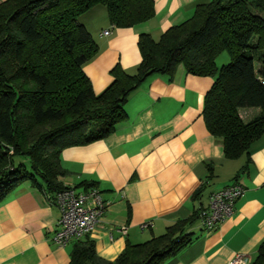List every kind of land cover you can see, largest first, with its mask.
Returning <instances> with one entry per match:
<instances>
[{
	"label": "trees",
	"instance_id": "1",
	"mask_svg": "<svg viewBox=\"0 0 264 264\" xmlns=\"http://www.w3.org/2000/svg\"><path fill=\"white\" fill-rule=\"evenodd\" d=\"M103 5L114 27H131L154 15L153 0H5L0 3V202L20 184L39 178L53 200L67 185L60 164L62 149L85 145L111 134L126 118L123 105L152 74L210 76L202 118L208 132L221 139L227 159L247 156L251 143L264 134V0H210L198 4L186 20L155 40L138 36L141 60L134 73L119 64L99 94L82 67L98 45L79 21ZM222 52L229 62L217 66ZM241 108H258L244 121ZM29 159L30 171L14 158ZM238 174L234 177L237 179ZM76 187L89 189L83 180ZM75 187V188H76ZM202 189L194 193L199 198ZM199 209L140 243H126L113 261L96 254L86 235L73 241L68 264H163L193 240L189 228ZM249 264H264V240Z\"/></svg>",
	"mask_w": 264,
	"mask_h": 264
},
{
	"label": "crops",
	"instance_id": "2",
	"mask_svg": "<svg viewBox=\"0 0 264 264\" xmlns=\"http://www.w3.org/2000/svg\"><path fill=\"white\" fill-rule=\"evenodd\" d=\"M153 1V17L131 27L112 26L106 10L97 5L79 16L98 45L82 67L95 94L110 84L116 64L127 73L136 71L139 33L157 40L210 0ZM105 29H110L108 35L102 34ZM213 79L187 73L182 65L171 76L152 74L129 95L123 105L126 118L111 134L62 149L64 185L92 181L106 203L87 236L102 259L113 261L126 243L164 233L206 205L212 192L233 182L244 188L233 214L211 232L197 220L189 228L194 240L163 264H229L237 254L250 262L255 258L264 240V134L251 143L246 170L240 171L246 155L224 157L221 139L208 132L201 113ZM248 109H239L244 121L259 111ZM198 189L202 192L196 199ZM59 217L39 178L17 186L0 202V264H68L73 241L61 247L52 240ZM146 222L151 226L142 229Z\"/></svg>",
	"mask_w": 264,
	"mask_h": 264
},
{
	"label": "built area",
	"instance_id": "3",
	"mask_svg": "<svg viewBox=\"0 0 264 264\" xmlns=\"http://www.w3.org/2000/svg\"><path fill=\"white\" fill-rule=\"evenodd\" d=\"M109 33L110 29L102 32L103 35ZM243 192L244 188L238 182L212 192L207 204L198 208L201 228L205 232L216 229L222 221L233 214L235 203L242 197ZM52 202L60 212V217L52 232V240L61 247L90 234L106 205L98 188L77 189L69 185L56 192ZM150 226L151 223L146 222L141 225V228L146 229ZM122 230L125 231V226ZM249 263L248 257L241 254H237L229 261V264Z\"/></svg>",
	"mask_w": 264,
	"mask_h": 264
},
{
	"label": "rangeland",
	"instance_id": "4",
	"mask_svg": "<svg viewBox=\"0 0 264 264\" xmlns=\"http://www.w3.org/2000/svg\"><path fill=\"white\" fill-rule=\"evenodd\" d=\"M98 7H102L104 9V11L106 10L105 7L103 5L98 4ZM106 12V11H105ZM229 62V56L226 52H222L220 55H218V57L216 58V64L217 66H221L222 64H225ZM242 112L246 113L247 110H249L248 108H241ZM22 162L26 168V170L30 171V164H29V159L25 156H19V157H15L14 158V163H20Z\"/></svg>",
	"mask_w": 264,
	"mask_h": 264
}]
</instances>
